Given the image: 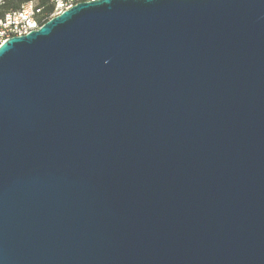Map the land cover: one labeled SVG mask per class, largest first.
<instances>
[{
  "label": "water",
  "instance_id": "water-1",
  "mask_svg": "<svg viewBox=\"0 0 264 264\" xmlns=\"http://www.w3.org/2000/svg\"><path fill=\"white\" fill-rule=\"evenodd\" d=\"M0 264H264V0H82L2 42Z\"/></svg>",
  "mask_w": 264,
  "mask_h": 264
},
{
  "label": "built area",
  "instance_id": "built-area-1",
  "mask_svg": "<svg viewBox=\"0 0 264 264\" xmlns=\"http://www.w3.org/2000/svg\"><path fill=\"white\" fill-rule=\"evenodd\" d=\"M53 10L43 12L41 7L29 0L17 10H11L0 18V44L14 35H22L39 28L50 17L60 14L76 2L82 0H51Z\"/></svg>",
  "mask_w": 264,
  "mask_h": 264
},
{
  "label": "trees",
  "instance_id": "trees-1",
  "mask_svg": "<svg viewBox=\"0 0 264 264\" xmlns=\"http://www.w3.org/2000/svg\"><path fill=\"white\" fill-rule=\"evenodd\" d=\"M27 1L29 0H0V18L8 11L19 9ZM35 4L41 7L43 12L50 13L53 10L51 0H36Z\"/></svg>",
  "mask_w": 264,
  "mask_h": 264
},
{
  "label": "rangeland",
  "instance_id": "rangeland-1",
  "mask_svg": "<svg viewBox=\"0 0 264 264\" xmlns=\"http://www.w3.org/2000/svg\"><path fill=\"white\" fill-rule=\"evenodd\" d=\"M33 2L35 3V2H36V0H33Z\"/></svg>",
  "mask_w": 264,
  "mask_h": 264
}]
</instances>
